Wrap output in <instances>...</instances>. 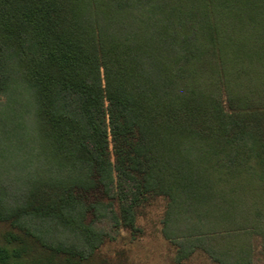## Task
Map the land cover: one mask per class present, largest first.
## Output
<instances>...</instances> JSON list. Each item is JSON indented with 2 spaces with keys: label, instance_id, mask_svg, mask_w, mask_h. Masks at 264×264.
Segmentation results:
<instances>
[{
  "label": "trees",
  "instance_id": "16d2710c",
  "mask_svg": "<svg viewBox=\"0 0 264 264\" xmlns=\"http://www.w3.org/2000/svg\"><path fill=\"white\" fill-rule=\"evenodd\" d=\"M161 197L175 264H254L264 0H0V264H135Z\"/></svg>",
  "mask_w": 264,
  "mask_h": 264
},
{
  "label": "rangeland",
  "instance_id": "374dc122",
  "mask_svg": "<svg viewBox=\"0 0 264 264\" xmlns=\"http://www.w3.org/2000/svg\"><path fill=\"white\" fill-rule=\"evenodd\" d=\"M4 103L6 98L2 100ZM4 188L9 185V180L1 182ZM13 187V186H12ZM16 188H12L15 190ZM15 192V191H14ZM167 210V200L159 198L152 206L147 208L144 215L139 216L136 226L140 233L134 237L127 230L114 233L116 240L108 245V250L125 248L129 252L130 259L135 264H175L178 250L177 244L164 235V218ZM251 260L254 264H264V245L261 237L252 239ZM184 264H216L213 259L202 250L192 251Z\"/></svg>",
  "mask_w": 264,
  "mask_h": 264
}]
</instances>
